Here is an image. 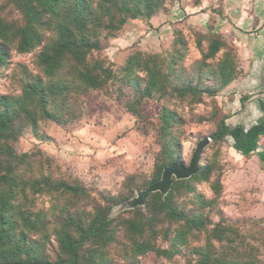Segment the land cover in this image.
<instances>
[{"label":"rangeland","instance_id":"obj_1","mask_svg":"<svg viewBox=\"0 0 264 264\" xmlns=\"http://www.w3.org/2000/svg\"><path fill=\"white\" fill-rule=\"evenodd\" d=\"M86 1L99 49L87 55L86 66L66 57L63 67L48 76L38 58L56 40L48 25L53 22L46 17L39 28L40 43L20 53L15 37L25 20L12 0H0V22L9 34L5 42L9 58L0 67V98L18 101L34 84L46 94L43 106L33 99L28 110L34 116L29 120L19 105L0 107V113L8 109L14 113L10 129L0 134V161L12 163L23 183L44 180L39 188L46 189L33 193L25 187L11 212L14 226L7 231L14 239L22 233L35 255L54 263L64 259L58 251V233L78 236V226L87 227L99 210H105L113 238L104 246L99 245L103 240L87 243L91 246L79 252L77 264H196V250L206 245L212 258L264 264V123L249 116L238 124L231 114L237 112L239 93L228 89L248 82L257 64L261 71L258 84H264V0H153L159 7L152 17L128 19L118 31L106 28L109 15L117 22L123 17L117 12L121 2L132 6L137 0ZM215 41L221 43L220 51L207 58L208 47ZM152 57L161 63V73L171 67L172 86L197 87L198 93L159 98L156 92L138 102L133 88L123 84L124 68L128 60ZM85 68L94 74L101 68L111 70L114 77L101 89L88 90L78 77ZM135 76L143 85L145 72ZM50 84L63 90L48 93ZM256 99L263 100L264 92ZM127 103L138 109L141 118L126 110ZM164 108L179 120L167 134L160 121ZM41 113L48 119H42ZM221 121L227 135L220 142L210 139L199 159L210 170L208 180L192 182L193 193L177 187L172 198L185 214L199 213L204 227L174 244L177 234L185 230L182 223L159 217L146 225L150 217L144 207L154 194L164 201L173 182H185L192 176L172 178L165 195L152 192L143 205L131 208L125 204L158 184L167 166L177 164L165 162L159 180L148 186L156 164L167 157L164 147L188 166L197 144L210 138ZM9 150L14 154L12 160L4 154ZM46 183L54 187L48 190ZM60 185L69 190L59 189ZM196 196L211 202L210 206L201 207ZM137 209L144 213L141 237L127 228L135 221ZM218 227L228 228L222 238L213 236ZM142 243L152 249L135 254L134 247ZM88 251L94 258L89 259Z\"/></svg>","mask_w":264,"mask_h":264},{"label":"trees","instance_id":"obj_2","mask_svg":"<svg viewBox=\"0 0 264 264\" xmlns=\"http://www.w3.org/2000/svg\"><path fill=\"white\" fill-rule=\"evenodd\" d=\"M15 6L20 10L25 20L24 27L17 33L15 37L17 41V50L20 53L30 52L37 44L40 43L39 28L44 24V19L49 18L53 24L49 23L50 27H53V31L56 34V40L53 45L46 51L42 52L38 58L39 65L43 68L46 75L52 76L58 70L63 67V61L66 57H69L75 65L86 66L87 55L95 50L99 49V42L96 40V32L94 26L89 24V19L93 18L91 8L86 0H12ZM100 3H105L108 0H98ZM143 4V7L140 6ZM158 4L153 0H137L132 6H129L127 2H121L117 7V12L123 15L115 22L114 17L109 15L108 25L106 28H111L114 31H118L121 26L125 24L128 19H138L142 16L152 17L155 11L158 9ZM8 29L0 22V67L7 64L9 58L8 50L5 42L8 41ZM221 43L215 41L211 43L207 50V58H214L220 51ZM157 59L152 57L148 60L131 61L126 62L124 68L125 82L124 85L133 88V92L139 96L138 102L142 99L149 98L152 94L159 92V98H164L168 95H173L175 98H184L188 95H196L198 93L197 87L184 88L179 86H172L173 80H171L174 74L171 67L166 73H161V63L156 61ZM98 74H94L93 71L85 68L84 72H79L78 77L83 87L88 90L101 89L107 82V80L113 79L114 75L111 70H102ZM137 70V71H135ZM136 72H145L144 84L141 85L142 80L134 78ZM137 77V76H135ZM176 79V76H174ZM229 81V80H227ZM172 87V88H171ZM170 89L169 94H167ZM63 90L58 85L50 84L48 86V93H59ZM210 91V90H206ZM45 92L38 84H34L28 87L22 97L18 101L8 100L6 98H0V107L10 108L12 105H19V111L24 113L26 119H32L34 116L32 111L28 110V107L33 103V99L36 98L37 102L42 105L45 101ZM43 106V105H42ZM125 108L134 117L141 118L138 109L133 105L127 103ZM14 113L8 110H4L0 113V134L7 132L8 128L12 125V118ZM42 119H48L46 114L41 113ZM161 129L162 131L169 132L170 125H179V120L168 109L161 110ZM171 127V128H172ZM10 132V131H9ZM227 135V126L223 121L216 129V131L210 136L214 142H220ZM173 145L175 141L170 142ZM167 147L162 149V152H166L167 157L161 159L156 165L155 174L153 179L148 183V186L156 183L159 178L162 169L168 164L177 163L183 165L177 159L173 158L172 152L165 151ZM6 157L13 159L14 154L9 150L4 153ZM16 159V158H15ZM184 166V165H183ZM14 165L12 163L0 161V264H77L79 259V252L86 245L94 240H103L99 245L109 244V238H113L109 235V226L111 221L107 220V211L97 212L95 219H93L87 227L78 226L77 230L80 234L73 235L70 232H59L57 237L58 251L64 257L62 260L56 262H49L41 258L39 255H35L31 248L26 246L25 238L23 234H19L17 239H14L6 228L14 226L12 221L11 212L15 207V201L24 194L25 187L29 186L33 193H39L45 188H41L40 185L44 180L27 184L23 183L18 178L15 172ZM210 170L204 166L198 165V173L192 176L185 182H173L172 190L167 195L164 201H161L158 194L152 195L146 202L144 211L150 217L147 220L146 225H151L159 217L174 222L182 223L185 227L184 232H180L174 238L173 243H177L183 239V235L192 233V231H201L204 227V221L199 213L188 215L180 211L173 204V193L177 190V187H182L185 191L193 193L194 189L192 182H205L208 180ZM28 182V181H25ZM48 190L54 186L46 183L45 186ZM59 189L69 190L65 185H60ZM197 201L201 207L210 206L211 202L204 200L200 196H196ZM135 221L127 224V228L131 234L141 237L144 231L143 218L144 213L140 209L135 210ZM24 226L28 225L25 216L23 217ZM226 229L218 227L213 232L214 237L222 238V235L226 234ZM229 232V231H228ZM227 232V233H228ZM227 239V238H226ZM209 246V245H208ZM207 245L200 250H196L198 255V261L196 264H250L251 262H239L233 260H220L212 258L209 250L206 249ZM209 248V247H208ZM150 244H138L134 247V253L137 255L144 254L147 250H151ZM89 259H92L93 252L88 251ZM94 258V257H93ZM105 264V263H101Z\"/></svg>","mask_w":264,"mask_h":264},{"label":"crops","instance_id":"obj_3","mask_svg":"<svg viewBox=\"0 0 264 264\" xmlns=\"http://www.w3.org/2000/svg\"><path fill=\"white\" fill-rule=\"evenodd\" d=\"M259 63V62H258ZM254 65V64H253ZM262 69V68H261ZM260 67L259 64L250 71L248 82L240 85L231 86L228 88L229 90L239 93V98L237 99L238 108L237 112H234L232 117L238 121V124L243 123L244 120L249 118H253L254 120L260 119L262 123H264V99L258 101L256 96L262 94L264 92V84H258L260 81ZM238 86L241 88L238 89ZM236 89H234V88ZM256 116L257 118H255ZM233 120V119H232ZM241 125V124H240ZM262 132V128L260 129Z\"/></svg>","mask_w":264,"mask_h":264},{"label":"water","instance_id":"obj_4","mask_svg":"<svg viewBox=\"0 0 264 264\" xmlns=\"http://www.w3.org/2000/svg\"><path fill=\"white\" fill-rule=\"evenodd\" d=\"M209 138H203L196 146L195 151L191 157L190 163L188 166H183L180 164H171L167 166L161 175L160 182L156 185H153L138 193L137 197L132 199L130 202L125 205L133 208L137 205H143L144 200L150 195L152 192H160L162 195H165L166 192L170 189L171 179L175 178L179 179H187L191 176L195 175L198 172V163L200 156L204 150V148L209 144Z\"/></svg>","mask_w":264,"mask_h":264}]
</instances>
